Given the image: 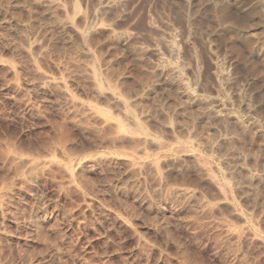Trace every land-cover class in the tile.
Returning a JSON list of instances; mask_svg holds the SVG:
<instances>
[{"label": "rangeland", "instance_id": "374dc122", "mask_svg": "<svg viewBox=\"0 0 264 264\" xmlns=\"http://www.w3.org/2000/svg\"><path fill=\"white\" fill-rule=\"evenodd\" d=\"M36 1L0 0V264H264V0Z\"/></svg>", "mask_w": 264, "mask_h": 264}, {"label": "bare ground", "instance_id": "6f19581e", "mask_svg": "<svg viewBox=\"0 0 264 264\" xmlns=\"http://www.w3.org/2000/svg\"><path fill=\"white\" fill-rule=\"evenodd\" d=\"M37 2V5L39 6V8L41 7L43 10H44V13H45V18H47V20H48V22H49V25H53V27L52 28H54V29H56V31L59 33V32H61V31H63V30H68V29H71V27H72V23L69 21V20H64L63 22H56V19H55V12H57V11H60V10H62V6L60 5V3L59 2H57V0H37L36 1ZM36 5V6H37ZM51 23V24H50ZM109 68V67H108ZM110 69V68H109ZM155 70V72H154V74L155 75H157V77L158 76H160V78H161V76L162 75H166V76H168V74H169V71H168V73H166L167 71L165 70V68L162 66V67H157V68H155L154 69ZM166 76H164L165 78H166ZM179 76L180 75H178V73H172V75H169L167 78L169 79V84H173V85H175V86H180V78H179ZM164 78V79H165ZM167 78L165 79V80H167ZM163 79V78H162ZM163 79V80H164ZM168 82V81H167ZM168 84V83H167ZM180 89V88H179ZM185 92V91H184ZM184 92H182V93H184ZM181 93V94H182ZM182 96H183V94H182ZM184 97L188 100V104H189V106H191V105H197L198 106V103L200 102V100H198L197 101V99L196 98H194V97H192L190 94H188V93H186V94H184ZM117 100V99H116ZM132 103H134L136 106L138 105V106H142L143 105V103H144V99L142 98V97H136V99H134V101L132 102ZM199 104H201V103H199ZM144 106H145V104H144ZM199 107V106H198ZM144 108V107H143ZM183 108H185V107H183ZM187 108V107H186ZM144 112V111H143ZM208 117V116H207ZM207 143V142H206ZM212 145V144H211ZM232 157V156H231ZM234 158H236V157H234ZM237 159V158H236ZM228 159H226V161H227ZM234 160V159H233ZM237 160H239V159H237ZM235 161V160H234ZM233 161V162H234ZM227 162H230V161H227ZM232 162V163H233ZM240 162V161H239ZM241 163V162H240ZM240 163H236L235 165L237 166L238 164L240 165ZM230 164V163H229ZM238 165V166H239ZM241 166V165H240ZM239 166V168H241Z\"/></svg>", "mask_w": 264, "mask_h": 264}]
</instances>
